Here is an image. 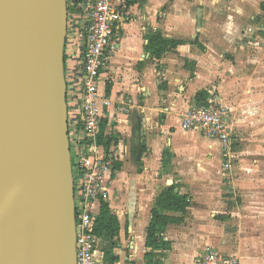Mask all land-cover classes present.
<instances>
[{"label":"crops","instance_id":"obj_1","mask_svg":"<svg viewBox=\"0 0 264 264\" xmlns=\"http://www.w3.org/2000/svg\"><path fill=\"white\" fill-rule=\"evenodd\" d=\"M115 1L122 19L100 93L112 102L101 130L105 124L104 138L115 136L108 151L103 146L120 162L108 200L120 232L100 237L98 264H147L151 211L171 186L189 205L181 223L166 227L170 246L156 250L163 264H195L208 247L230 250L221 252L239 255L243 264H264V235L257 231L264 203L239 206L231 196L245 186L256 190V162L264 159L255 151L264 137V54L254 49L264 38L252 35L264 0ZM152 33L187 42L157 59L147 48ZM196 38L205 50L191 43ZM212 87L233 115L228 171L218 140L181 128L183 113ZM237 226L239 241L232 238Z\"/></svg>","mask_w":264,"mask_h":264},{"label":"water","instance_id":"obj_2","mask_svg":"<svg viewBox=\"0 0 264 264\" xmlns=\"http://www.w3.org/2000/svg\"><path fill=\"white\" fill-rule=\"evenodd\" d=\"M66 31V0H0V264H76Z\"/></svg>","mask_w":264,"mask_h":264},{"label":"built area","instance_id":"obj_3","mask_svg":"<svg viewBox=\"0 0 264 264\" xmlns=\"http://www.w3.org/2000/svg\"><path fill=\"white\" fill-rule=\"evenodd\" d=\"M66 1L64 74L75 193L76 264H98L100 237L94 226L101 202L110 198L109 185L115 165L114 158L99 142L103 109L112 105L100 93V83L117 49L115 33L122 12L115 0ZM261 30L264 32V25ZM232 119L231 108L222 103L213 87L202 103L185 111L181 118L183 130H198L221 143L224 171L232 165ZM195 264H243V261L237 254L208 247L197 255Z\"/></svg>","mask_w":264,"mask_h":264},{"label":"trees","instance_id":"obj_4","mask_svg":"<svg viewBox=\"0 0 264 264\" xmlns=\"http://www.w3.org/2000/svg\"><path fill=\"white\" fill-rule=\"evenodd\" d=\"M261 9L264 11V2L261 3ZM148 39L149 42L147 48L157 59H160L167 51L177 49L182 44L187 42L184 40L167 38L161 33H152L148 35ZM191 43L198 45L201 50H205V47L198 41V38H196L195 41H191ZM204 98V91L197 94V100L201 101ZM104 130L105 124L102 125L99 142L103 144L108 151L115 138H104ZM140 145L141 144H139V146ZM119 167L120 162L116 158L114 168L118 169ZM188 205V197L186 195L176 193L174 186H171L169 189L164 190L160 194L151 211L152 218L147 227L145 242L147 248V251L145 252V259L147 260V264H163V261L158 253H156V250L169 248L170 243L166 241L164 237L166 227L172 223H181L184 220V214ZM168 212H178L180 215H170ZM94 232L99 237H101L104 232H110L114 235H117L120 232L118 217L112 213L108 201L101 202L100 212L95 221Z\"/></svg>","mask_w":264,"mask_h":264},{"label":"rangeland","instance_id":"obj_5","mask_svg":"<svg viewBox=\"0 0 264 264\" xmlns=\"http://www.w3.org/2000/svg\"><path fill=\"white\" fill-rule=\"evenodd\" d=\"M258 23L256 24L258 28H255L253 30V38L256 39L257 41H260L261 38H264V32L261 30L262 25H264V15L263 16H258L257 18ZM256 20V21H257ZM262 47L256 46L254 49L255 51L259 52L260 54L263 53L264 54V42L261 43ZM264 68V65L262 66ZM113 138H115V136H112ZM257 143H256V147H255V151L257 152L258 155H260L261 157H264V137L261 138V140L257 139ZM248 142V144H250V142L247 140L245 141ZM74 154L75 151H73V158H74ZM112 158H114L113 154H111ZM256 164H258V170H256V175L253 178V180L256 182V190L252 191V192H245L244 190H251L250 187H241L239 188L240 190H235V192L233 194H231V196L234 197V202L238 203L239 206H241L242 204L245 203H249L250 201L253 202L255 201V199H259V201L261 203H264V159L263 161H257ZM245 183H247L246 181H244V185H246ZM232 186H234V183L232 184ZM257 192V193H256ZM248 194V195H247ZM253 197V198H252ZM256 197V198H255ZM264 206V205H263ZM259 223V227H257V231H258V235L262 236L264 235V218L260 219ZM238 230L236 231V233L232 235V238H234L235 240L238 239L239 241V237H240V227L237 226ZM233 229L230 230V232H232ZM264 242V241H263ZM102 248V242L100 244H98V249ZM221 251H227L230 252V250H226V249H220Z\"/></svg>","mask_w":264,"mask_h":264}]
</instances>
